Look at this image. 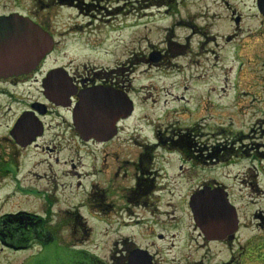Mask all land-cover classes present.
Instances as JSON below:
<instances>
[{
	"label": "rangeland",
	"instance_id": "rangeland-1",
	"mask_svg": "<svg viewBox=\"0 0 264 264\" xmlns=\"http://www.w3.org/2000/svg\"><path fill=\"white\" fill-rule=\"evenodd\" d=\"M73 2L56 8L64 51L57 60L78 74L118 65L136 111L110 145L81 146L65 124L57 130L60 140L52 142L50 133L39 140L52 152L34 147L19 155L15 174L0 177V264H37L38 256L64 264L60 254H73L77 264H123L134 246L154 254L157 264H223L230 255L233 264H264V16L256 0ZM68 25L83 29L67 37ZM21 109L0 96V155ZM157 135L160 145L146 151ZM142 153L154 157L148 164L143 158L144 170L156 173L150 197L129 192L138 175L132 164ZM104 160L110 170L96 181L103 188L114 178L107 198L114 207L80 208L88 197L83 187L72 192L73 170L89 174ZM11 167L0 163V169ZM118 185L120 193L112 190ZM205 186L223 190L236 210L232 245L202 243L188 203ZM26 189L50 190L53 218L66 222L56 231L60 247L34 242L26 249L16 240L23 232L20 226L13 231L8 213L48 216L45 200L25 195ZM70 209L85 223L74 226Z\"/></svg>",
	"mask_w": 264,
	"mask_h": 264
},
{
	"label": "flooded vegetation",
	"instance_id": "flooded-vegetation-1",
	"mask_svg": "<svg viewBox=\"0 0 264 264\" xmlns=\"http://www.w3.org/2000/svg\"><path fill=\"white\" fill-rule=\"evenodd\" d=\"M72 2L73 0H0V44L5 43L7 47L11 46L9 47V54L2 59L0 64V96L8 99L11 104L22 106L21 111L8 130L9 136L4 138L6 143H1L5 148V154L0 155L2 158L0 163L9 164L12 167L11 170L0 169V177L15 174L19 163V155L23 151L41 147L43 151L52 152L54 148L39 143V140L44 139L49 133L52 142L60 140V134L62 133L57 132V130L61 131L59 126L63 127L66 124L65 133L71 132V139L75 138L81 146H107L119 136L121 124L130 120L136 111L135 101L130 98L129 89L120 80L117 73L120 69L118 65L115 66L116 68H95L96 70L92 74L86 72L85 74H78L72 71L67 63H60L57 60L64 51L59 48L61 44L60 37L63 33L58 32L55 26L58 18L56 8L74 6L72 5L74 2ZM258 4L259 0H256L257 7ZM85 6H90V4L85 3ZM262 6L264 7V3H262ZM258 11L263 15L259 7ZM78 29L82 30L83 28L78 26L73 28L68 25V27H64V35H67V37L72 36L73 30L77 31ZM12 48H14L13 51H11ZM83 68L87 69V66ZM51 87L56 88V96L52 98L50 97ZM20 89L23 92H20ZM104 100L108 104L106 109L109 110L108 114H104V118H109L106 128L100 135L92 137L82 135L81 130L76 125V122L79 123L77 113L83 115L81 107L85 104L96 106L101 111L103 110L102 107L106 105ZM159 137L160 135H157V139L155 138V142L151 143L152 145L145 144L144 149L153 152L160 145L158 142L161 143ZM54 147L56 148L55 144ZM8 154L12 157L10 160H7ZM141 155L139 161L132 164V166L137 167L138 175L133 176L135 186L129 188V192H136L150 197L153 192H157L156 173L151 172L152 169L150 168L144 170L143 158L148 160V164L153 161L154 157L151 153H142ZM104 161L102 169H91L89 174L82 175L81 172L73 170L77 182L72 192L77 195V193H80L78 190L83 187V197L84 195L88 197L86 201L83 199L78 204L80 208L84 206L85 209L90 211L92 207L99 206L97 209L104 211L105 207H114V204L107 201L111 191L110 184L114 183V178H112L113 182H108L107 186L103 188L96 181L99 173L106 175L110 170L108 164L104 167L106 160ZM71 165L74 169L76 168V164L71 163ZM119 169L120 165L118 163L114 177L119 176ZM128 172H125V174L128 175ZM87 178L90 179L87 183L89 184L88 187L82 185L83 179L87 180ZM56 187L59 188V185L57 184ZM71 188H73L72 183L68 184L70 192ZM112 190L120 193L119 185L113 186ZM24 194L44 199L43 209L48 216L35 215L28 213V211L19 210L17 212L20 213L19 216L14 218L16 213H8L10 215L9 223L11 228L14 229L13 231L20 226L23 232V239L20 236L16 240L21 241L24 246L22 248L26 249L34 242H39L44 248L52 247L49 246L52 243H55L56 247H60L62 238L59 235L57 236L56 231L57 228H63V223L66 222L59 219L57 222L54 220L53 213L56 212L50 200L52 196L50 190L26 189ZM120 196L125 198L124 193ZM99 201L102 203L99 204ZM188 205L190 207V200ZM68 213L77 216L74 226H78L81 222L85 223L79 210L77 212L70 209ZM20 216H23V218ZM77 220L82 221L77 222ZM197 229L200 231L199 235L202 238V243L232 245L235 241L236 234L232 240H208L202 230L199 227ZM136 250L146 251L151 264H157L154 254L136 246L132 250L126 251L127 254L124 255L123 264H130V257ZM82 256L90 263L93 262L91 257L89 259L84 254ZM38 257L37 264H51L47 258ZM230 257L233 256L230 255ZM73 258V254H60L59 262L77 264L76 260L73 262ZM231 258L223 264H233ZM138 263L144 264L141 257H139Z\"/></svg>",
	"mask_w": 264,
	"mask_h": 264
},
{
	"label": "water",
	"instance_id": "water-1",
	"mask_svg": "<svg viewBox=\"0 0 264 264\" xmlns=\"http://www.w3.org/2000/svg\"><path fill=\"white\" fill-rule=\"evenodd\" d=\"M264 0H259V10L264 15ZM11 47V46H9ZM9 47L5 43L0 44V64L3 58L9 54ZM12 48L11 51H13ZM51 98L56 96V88H50ZM127 98V96H126ZM129 100V98H127ZM96 100V99H95ZM100 108L85 104L81 107L83 115L77 113L79 123L77 127L81 130L82 135L92 137L100 135L106 128L109 118L104 114H108L106 109L108 104ZM226 193L223 190H211L210 187H204L190 198V207L194 216V221L202 230L208 240H232L239 228V220L237 218L235 208L225 198ZM146 251L136 250L130 257V264H139L138 259L141 257L144 264H151Z\"/></svg>",
	"mask_w": 264,
	"mask_h": 264
}]
</instances>
